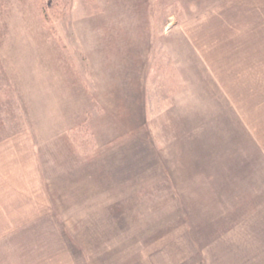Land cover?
<instances>
[{
  "label": "rangeland",
  "instance_id": "374dc122",
  "mask_svg": "<svg viewBox=\"0 0 264 264\" xmlns=\"http://www.w3.org/2000/svg\"><path fill=\"white\" fill-rule=\"evenodd\" d=\"M220 1L0 0V140L23 141L40 166L12 172L9 193L0 173V216L53 212L67 243L43 264H113L100 259L175 225L165 220L178 185L166 144L193 88L181 80L198 65L178 30L195 19L194 39L222 44L224 30L202 16ZM232 88L240 108L254 107L251 89ZM195 256L189 264H207Z\"/></svg>",
  "mask_w": 264,
  "mask_h": 264
},
{
  "label": "crops",
  "instance_id": "0c3cea01",
  "mask_svg": "<svg viewBox=\"0 0 264 264\" xmlns=\"http://www.w3.org/2000/svg\"><path fill=\"white\" fill-rule=\"evenodd\" d=\"M202 16L224 32L219 36L222 44L209 40L207 46L194 39L197 20L178 30L192 52L191 62L198 65L191 66L192 79L181 80V88H193L177 114L176 140L166 144L174 150L170 159L178 185L176 210L165 220L175 225L153 227L149 235L135 238L140 247L134 253L121 256L112 251L111 258L104 254L100 260L133 264L129 256L136 255L144 264H189L196 255L195 260L207 264H264V0H222ZM183 62L178 57L174 63L178 67ZM198 68L207 75L196 74ZM232 85L240 87L238 92L245 90L244 95L251 89L249 97L258 98L249 104L253 108L238 106ZM212 100L220 102L210 107ZM23 146V141L0 140L6 193L12 190V172L23 176L24 170L31 171L24 166L34 165L36 171L39 166L37 155ZM35 209L20 219L6 209L1 213L0 264L59 259L66 238L51 210Z\"/></svg>",
  "mask_w": 264,
  "mask_h": 264
}]
</instances>
